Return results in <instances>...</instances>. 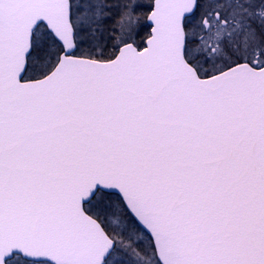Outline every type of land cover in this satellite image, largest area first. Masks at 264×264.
<instances>
[{
    "label": "snow or ice",
    "instance_id": "obj_1",
    "mask_svg": "<svg viewBox=\"0 0 264 264\" xmlns=\"http://www.w3.org/2000/svg\"><path fill=\"white\" fill-rule=\"evenodd\" d=\"M0 264H264V0H0Z\"/></svg>",
    "mask_w": 264,
    "mask_h": 264
}]
</instances>
